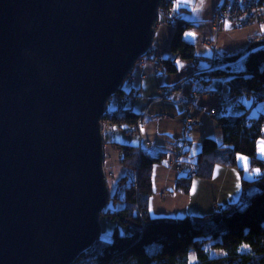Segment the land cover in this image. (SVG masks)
<instances>
[{
  "label": "water",
  "instance_id": "95a60500",
  "mask_svg": "<svg viewBox=\"0 0 264 264\" xmlns=\"http://www.w3.org/2000/svg\"><path fill=\"white\" fill-rule=\"evenodd\" d=\"M160 0H0V264H71L109 200L101 118Z\"/></svg>",
  "mask_w": 264,
  "mask_h": 264
},
{
  "label": "trees",
  "instance_id": "16d2710c",
  "mask_svg": "<svg viewBox=\"0 0 264 264\" xmlns=\"http://www.w3.org/2000/svg\"><path fill=\"white\" fill-rule=\"evenodd\" d=\"M252 2L256 10L264 13V0ZM159 21L173 26L168 43L170 52L183 60L193 59L194 45L183 39L192 22L181 16V11L173 9L172 0H160ZM160 62L167 73L176 72L171 58ZM198 76L202 83L225 76L229 95H248L256 102H264V33L250 37L241 52L221 57ZM122 93L119 88L117 94ZM237 106L241 108L239 113L215 117L222 140L216 142L211 137H203L193 159L197 166L193 177L209 179L216 165L236 167L238 155L246 156L250 168L260 169L261 176L242 179L238 199L219 209L205 215L176 218H155L148 213L152 168L164 159L166 152L152 148L139 153L136 124L140 115L131 105L111 106L109 116L104 119L110 127L127 126L126 131L133 135L135 142L109 144L121 151L119 164L134 176L126 174L117 181L107 208L101 211L100 217L116 222L110 240L99 235L71 264H264V161L256 156V142L263 134L264 113H258L251 121L248 109L241 103ZM193 177L178 179L176 190L187 193ZM211 250L221 254L212 256ZM190 252L194 253V262H190Z\"/></svg>",
  "mask_w": 264,
  "mask_h": 264
},
{
  "label": "crops",
  "instance_id": "0c3cea01",
  "mask_svg": "<svg viewBox=\"0 0 264 264\" xmlns=\"http://www.w3.org/2000/svg\"><path fill=\"white\" fill-rule=\"evenodd\" d=\"M218 3L219 0H173V9L181 11V16H186L192 22V26L183 33V39L194 45L195 57L190 60L175 58V54L170 52L168 46L173 26L159 21L154 25L149 49L135 62L128 74L129 90L122 89L124 93H138L131 106L134 112L143 117L140 128L143 140L151 141L153 149L158 148L166 152L164 159L152 168V195L148 200V213L151 217L176 218L208 214L238 199L242 179H254L262 174L260 169L250 168L249 159L241 161L242 155H238L236 167L216 165L209 179L193 177L188 192L183 193L176 190V182L184 177L183 173L166 165L173 158L180 144L179 128L185 117L180 103L189 98L193 92H197L198 96L189 107L193 123L189 127V145L185 147L183 162L179 164L181 171L186 169L189 159L192 157L194 159L195 154L199 152L203 137H211L216 142L222 140V132L215 118L207 115L211 108L221 107V114H236L241 110L237 106L241 103L248 109L247 116L251 121L256 119L258 113H264V102H256L248 95L231 96L228 94L225 82L219 84L220 80L214 81L213 78L206 83L202 81L182 83L180 89L170 97L175 100V104H172L174 106L167 103L168 100L166 102L150 100L162 96L168 87L178 83L186 75L195 71L200 74L207 71L210 68L209 59L213 51L220 57L241 52L250 37L264 33V23L248 29H232L227 23H220L218 31L213 30L211 21ZM205 40L212 41V45L205 44ZM165 58L174 61L176 72L165 71L160 62V59ZM146 111L155 113L154 116L163 115V117L148 118L143 116ZM157 113L161 114L157 115ZM170 119L171 121L166 122ZM262 133V137L256 142V156L264 161V153L261 151L264 147V124ZM125 136L124 142L121 143L135 142L132 134ZM111 141L108 140L104 147V164L111 174L113 191L117 181L126 174L130 175L131 172L119 164L121 151L112 149L109 144ZM193 145L196 146L194 150Z\"/></svg>",
  "mask_w": 264,
  "mask_h": 264
},
{
  "label": "built area",
  "instance_id": "2783aa9c",
  "mask_svg": "<svg viewBox=\"0 0 264 264\" xmlns=\"http://www.w3.org/2000/svg\"><path fill=\"white\" fill-rule=\"evenodd\" d=\"M171 13L172 12H169V15H171ZM263 22H264V13L255 9L252 0H219V3L213 13L211 26L213 30L218 31L220 23H227L231 28H234V29H243V28H249L253 25L262 24ZM204 43L209 46L212 45V41L210 40H205ZM178 57L179 56L175 54V58H178ZM220 60H221L220 55L213 51L209 59L210 67L212 66L213 63L218 62ZM188 81L193 82V83L199 82L200 79L198 76V72L195 71L193 74L186 75L178 83L168 87L162 96L155 97L150 100L155 101V102H163V101L169 100L171 95L175 91L180 89L181 84L184 82H188ZM137 96H138V93L136 92L122 93L121 95H118L116 93L112 96L113 103L111 106L116 107V108L130 106L132 105L134 99ZM197 96H198V93L193 92L192 95L188 99L180 103V107L185 115L184 120L182 121L181 126L179 128L180 144L176 148L173 158L170 159L166 163V165L169 168L173 167L175 171L182 172L183 176L185 177H193L197 170V166L195 165V162L192 158L189 159V161L186 163V169L184 171H181V168L179 165L181 162H183L182 157L185 156L184 149L186 146L189 145V141H190L189 127L190 125H192L193 121L190 118V108L189 107L195 101ZM104 107L105 108H104L102 118L109 116V113H108L109 108L106 107V103ZM221 112H222L221 107L211 108L209 110V114L211 115H219L221 114ZM143 116H146L148 118H162L163 117V115L154 116L153 114L147 111L144 113ZM142 118L143 117H138L137 124H136L137 125L136 136L138 140L137 150L139 153L147 152L152 149L151 141L143 140L142 133L140 132V128L142 125ZM104 127L105 128L107 127V125L105 126V123L101 125V130Z\"/></svg>",
  "mask_w": 264,
  "mask_h": 264
},
{
  "label": "rangeland",
  "instance_id": "374dc122",
  "mask_svg": "<svg viewBox=\"0 0 264 264\" xmlns=\"http://www.w3.org/2000/svg\"><path fill=\"white\" fill-rule=\"evenodd\" d=\"M264 10V8H263ZM158 22H156L157 24ZM264 23V22H263ZM262 23V24H263ZM128 77V76H127ZM127 77L123 80L122 84H121V87L122 89H124L125 91H128L129 90V85H128V79ZM225 76H218V77H213L214 81L216 80H220L219 84H221V82H223L225 80ZM113 95H111L109 97V99L106 101V107L108 108H111V105L113 103ZM188 99V98H187ZM166 102V101H165ZM167 103H170L171 106H174L172 104H175V100L173 99H170L168 100ZM177 103V102H176ZM177 106H179V103H177ZM152 112V111H151ZM155 114V113H153ZM158 114H161V113H157ZM208 116L211 115V114H207ZM167 116H170L172 117L171 115H168ZM213 116V118L217 117L218 115H211ZM193 117V116H192ZM171 121L170 120H167L166 122H169ZM101 122V125L105 123V126L107 125V127L104 129L102 128L101 130V133L103 135V152H104V147L105 145H107V141L108 140H112L111 142H124L123 140L125 139L124 137H126L125 135H129V133L126 131L127 130V126H122L121 128H117V127H110L107 123L106 120H104V117L101 118L100 120ZM169 126V125H168ZM103 127V126H102ZM180 137V136H179ZM127 139V138H126ZM152 148H153V144H152ZM196 148L195 145H193V150ZM107 149V148H106ZM113 149V148H112ZM192 154V153H191ZM242 159L241 161H246L248 158L246 156H240ZM104 154H103V170H104V174H105V178H106V185H107V188H108V191H109V194H110V197L113 195L114 193V190L112 191V182H110V173L109 171L107 170L108 168L105 167V164H104ZM242 164V163H241ZM197 171V170H196ZM131 177L134 176V173L131 172L130 174ZM119 194V193H118ZM120 196V195H119ZM117 207H120L119 204H117ZM107 208V205L104 207V209ZM99 221H100V224H101V233H100V237L104 240H110V236H111V231L113 229V227L116 226V222L104 217V216H101L99 217ZM210 254L212 256H216V255H220L221 254V251H218V250H214V251H210ZM189 258H190V262H194L195 261V256H194V253L193 252H190L189 254Z\"/></svg>",
  "mask_w": 264,
  "mask_h": 264
},
{
  "label": "snow or ice",
  "instance_id": "6c2138e0",
  "mask_svg": "<svg viewBox=\"0 0 264 264\" xmlns=\"http://www.w3.org/2000/svg\"><path fill=\"white\" fill-rule=\"evenodd\" d=\"M261 151H262V153H264V147H262Z\"/></svg>",
  "mask_w": 264,
  "mask_h": 264
},
{
  "label": "bare ground",
  "instance_id": "6f19581e",
  "mask_svg": "<svg viewBox=\"0 0 264 264\" xmlns=\"http://www.w3.org/2000/svg\"><path fill=\"white\" fill-rule=\"evenodd\" d=\"M254 26V25H253ZM252 27V26H251ZM250 28V27H249ZM232 29H234V28H232ZM243 29H248V28H243ZM238 53V52H237ZM193 74V73H192Z\"/></svg>",
  "mask_w": 264,
  "mask_h": 264
}]
</instances>
